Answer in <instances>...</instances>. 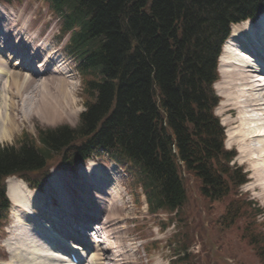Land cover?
I'll list each match as a JSON object with an SVG mask.
<instances>
[{
    "label": "trees",
    "instance_id": "trees-1",
    "mask_svg": "<svg viewBox=\"0 0 264 264\" xmlns=\"http://www.w3.org/2000/svg\"><path fill=\"white\" fill-rule=\"evenodd\" d=\"M45 2L61 21V35L69 34L64 50L76 61L85 109L75 127L38 128L35 137L23 133L0 146V227L8 216V175L40 188L55 159L74 169L101 149L137 176L150 211L186 203L184 173L208 203L230 196L222 227L261 212L231 198L245 175L229 164L234 152L223 147L211 86L229 24L255 18L264 0ZM263 233L246 223L240 229L260 257Z\"/></svg>",
    "mask_w": 264,
    "mask_h": 264
},
{
    "label": "bare ground",
    "instance_id": "bare-ground-1",
    "mask_svg": "<svg viewBox=\"0 0 264 264\" xmlns=\"http://www.w3.org/2000/svg\"><path fill=\"white\" fill-rule=\"evenodd\" d=\"M7 19L0 8V28H7V26L5 27ZM230 30V40L224 45L219 57L218 71L225 83L224 89L231 88L233 90L232 92L229 90L232 94L227 96L228 102L232 106L236 105L232 108H239L240 125L237 128L240 130H238L239 133L234 134V137L242 139L244 144L249 143L247 146L252 153V160L255 163L253 166L258 167V174L261 172V177H264V69L260 67H264V64L259 65L258 63L257 65L245 50L240 49L242 47L249 49V43L259 40L264 57V12L255 21L234 24ZM234 36L243 43L237 44L234 40L236 45L233 44V48H230V41ZM7 39L4 44L0 41V141L8 140L10 135L16 132L18 126L22 122H28L32 116H36L46 123L70 118L74 114L73 105L75 103L72 95L75 85L73 86V83H69L66 79L67 72L64 73L61 71L62 69L58 70L59 68L56 70L49 68V62H53L51 61L53 59L47 58H45V63L39 67V73L34 69L29 71L28 68L23 67L25 64L29 65L25 60L29 58L23 56L24 61L20 65L18 56H12V51L8 47L11 43L9 45L6 42ZM39 56V53L34 52L32 60L37 59V62H42L38 59ZM263 57H260L261 61H263ZM11 61H13L12 64ZM9 63L12 67L8 66ZM34 86L38 87V93L33 98L31 88H35ZM243 121L247 124V128L243 126ZM230 142L229 140L228 143ZM255 143L258 144L257 148L250 147ZM90 167L92 168L93 165ZM89 173H84V176L90 178L91 183V185H87V191L91 189L94 196L90 194L83 198L76 197L77 201H72L74 198L71 200L70 194L65 193L61 183H58L57 189L60 193L58 205H54L52 201H46V198L43 199L40 196L41 192L30 190L16 177L6 179V193L13 206L10 213L12 216L15 214V221L11 229L14 243L7 245L12 261L0 262V264H44V262L51 264L55 263L53 261L54 255H56L55 251L60 250L56 247L58 246L57 239L62 241L69 239L73 243L80 244L81 238L75 230L72 227L66 228L67 223L62 220L66 215L64 217L60 215L63 211L72 212L80 219L85 217L90 220L98 217L102 220L97 229L103 237L108 239L105 248L109 257H107V253L94 249L96 246L91 248L92 245L88 244L90 250H93L92 260H90L92 264H104L105 260L111 261L110 264L132 261V254L129 256L127 253L130 250L123 249L124 237L121 235L120 226H118L117 217L121 210L118 209L117 202L106 205L102 196L104 194L111 195V190L108 187L111 185V181L117 183V179L111 180V177L100 169L95 171L94 176ZM54 176L53 173V177L49 178L50 183L53 182ZM111 189L115 194L118 191L113 187ZM47 190H49V185ZM32 200H35V205L30 204ZM59 212L60 214H58ZM46 227L48 230H45ZM131 244L129 243V245ZM118 247L120 250H116ZM62 262L58 264H62Z\"/></svg>",
    "mask_w": 264,
    "mask_h": 264
},
{
    "label": "rangeland",
    "instance_id": "rangeland-1",
    "mask_svg": "<svg viewBox=\"0 0 264 264\" xmlns=\"http://www.w3.org/2000/svg\"><path fill=\"white\" fill-rule=\"evenodd\" d=\"M41 5L43 6L42 8L40 7ZM0 6L3 9V15H5L6 19L8 18L5 25L7 28H0V37L4 42L9 36L6 42L9 43V45L11 43V47L7 45L10 51L12 50L20 54L27 53L31 55L33 52L39 53L40 56L38 59L42 62H37L38 66L45 63V58L49 60L53 59L51 60L53 62H49V68L53 70L59 68L58 70L62 69L61 71L64 73L67 72L66 79L69 83H73V86L75 85L72 94L75 102L73 105L74 114L70 118L59 120L54 123H46L36 116H32L28 122H22L18 126L16 132L10 135L11 137H9L8 140L0 141V145L13 144L23 132L34 136L38 128L56 127L59 125H67L69 127L77 126L79 114L84 111L81 85L75 70V60L68 56L63 50L67 36L59 40V21L47 10V6L42 3L41 0H22L21 2L12 3L0 2ZM39 10L40 12H38ZM37 79L39 80L40 77ZM36 84L38 85V81ZM37 88H31L33 92L31 95L33 98L37 96ZM224 88L225 83L223 82V78L219 76L218 81L214 83V91L220 97V100L214 112L219 117L220 122L224 124L226 134H229H227L225 144L235 151L236 157L234 161L236 164L242 165L244 169L248 171V182L241 187V190L249 194V196L253 197L264 207V179H262L264 177H261V172L258 174L259 168L253 166L255 163L252 160L250 148L247 146L249 143L244 144L242 139L236 136L234 137V134L239 133L238 130H240L238 129V125H240L239 108L235 109L237 113L230 110L233 106H236H232L227 100V96H231L233 90L230 88V92L228 89ZM243 126L247 128V124H245L244 121ZM228 128L231 129L227 130ZM232 136L233 141H231ZM228 139L231 141L230 144L228 143ZM250 147L257 148L258 144H251ZM95 162L92 168L85 162L79 165L73 172L62 169L56 161L52 162L50 176L53 173L55 174L53 182L50 183V181H47L49 190H47L48 185H46V190L43 187L40 191V196L42 198H49L48 200H52L56 204V201L60 197L57 184L61 183L64 192L66 191L65 193L68 195L70 194L69 196L72 197L71 200L74 198L72 201H77L76 197L83 198L85 195L93 193L91 189L87 191V185H91V183L90 178L84 176V173L86 174V172L93 171L89 174L94 176L96 170H103L111 177V180L117 179V183L111 181V185L109 186L116 189V191L118 190L116 194L111 191L113 199L109 201L105 194L102 196L105 200L107 199L106 201H113V203L117 202L116 205L118 209L121 210L119 214L120 218L117 217V220H119L118 226H120L121 235L124 237L123 249L130 250L131 253L125 250L129 256L132 254V261L129 263L128 261H121L122 264H170L171 260L174 259V253L179 252V250L175 248L171 250L164 245V241L177 229V226H173L169 222L170 216L165 212L160 214L156 213V215L147 212L143 199H140L138 196L139 190H135V188L129 184L130 173L122 165H120L122 170L119 167H117L116 170L109 168L107 157L95 159ZM254 168L257 169L255 170ZM122 171L126 174L124 175ZM51 177H53V175ZM185 178V184H188V200L180 209L179 214H172L171 216H173V219H179L181 217L184 219L188 217L189 228L193 227L195 230L197 229L199 240H195L188 249V252L192 254V260L196 264H264L262 260L254 254L252 247L240 239V231L236 226H244L242 219L230 225L233 227H218L219 225L216 222V218L223 212L224 204H226L227 199L229 200L230 198H224L223 201H212L211 204H208L207 201L201 198L196 188L197 184L193 179L188 175H186ZM116 185H118V187H116ZM105 187H107V184H105ZM92 196L94 195L92 194ZM234 197L232 196L231 198ZM11 207L13 208L12 205ZM96 219L99 220V218ZM14 221L15 214L12 216L10 213L9 218L0 231V260L6 259L12 261L7 245L14 243V241H12L11 233H5V230L11 232ZM161 226L166 227L161 228ZM178 226H185V222ZM156 230L158 231L156 232ZM99 238L104 245V238L102 236ZM154 239L161 242L159 248L158 250L156 248L154 251L148 253L145 248L150 246L152 243L149 242ZM129 243L132 244L129 245ZM145 244L147 245L145 246ZM116 250H120V248L118 247ZM104 253L106 254L107 251ZM108 255L107 253V256ZM106 262L104 264H110L108 260ZM47 263L48 262H44V264Z\"/></svg>",
    "mask_w": 264,
    "mask_h": 264
}]
</instances>
